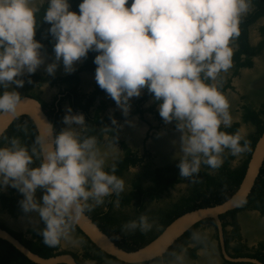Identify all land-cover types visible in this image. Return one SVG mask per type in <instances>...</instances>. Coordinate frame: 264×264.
<instances>
[{
    "label": "clouds",
    "instance_id": "obj_1",
    "mask_svg": "<svg viewBox=\"0 0 264 264\" xmlns=\"http://www.w3.org/2000/svg\"><path fill=\"white\" fill-rule=\"evenodd\" d=\"M252 3L80 0L77 12L70 9L69 0H0V112L16 113L21 95L9 84L23 86L20 77L44 63V46L34 36L40 5H46L42 21L50 23L48 32L55 41V58L45 66L48 74H55L57 61L70 73L74 62L95 51V80L125 115L130 98L146 86L159 102L164 122L175 121L181 133L180 151L175 153L180 176L193 177L202 164L217 169L226 150L233 156L248 150L241 129L226 131L233 116L221 88L222 74L233 66L240 21ZM62 120L66 127L55 131L51 142L38 138L39 147H29L19 137H5L8 142L0 144V188L18 189L22 210L38 212L45 225L39 232L49 247L71 239L72 227L86 209L126 187L115 164L106 169L109 152L98 146L97 137L81 134L87 127L84 115L66 106ZM73 124L82 127L77 130ZM46 127L50 133L54 129L51 123ZM34 160H39L38 166H33ZM38 187L44 189L40 201L35 196ZM119 203L117 199L115 205ZM151 227L146 212L122 225L129 231ZM171 255L169 264H184L183 251Z\"/></svg>",
    "mask_w": 264,
    "mask_h": 264
},
{
    "label": "flooded vegetation",
    "instance_id": "obj_2",
    "mask_svg": "<svg viewBox=\"0 0 264 264\" xmlns=\"http://www.w3.org/2000/svg\"><path fill=\"white\" fill-rule=\"evenodd\" d=\"M70 9L79 12L80 0H69ZM39 4V0H37ZM37 13L34 39L43 44L44 63L34 73H25L23 86L9 84L21 98L35 99L53 123L55 131L66 127L62 117L66 106L82 113L87 127L84 136L95 135L98 146L109 152L106 169L116 165V174L125 180V190L104 198V203L84 214L118 247L134 251L158 236L177 216L199 207H214L230 200L239 190L257 142L264 132V0H253L251 9L240 21V35L234 42L233 66L224 76L221 91L230 100L232 126L241 129L248 150L233 156L227 152L223 164L212 169L201 165L193 177L179 175L180 131L175 121L165 123L159 115V102L145 86L139 96L129 100L127 115L95 80V51L74 62L75 70L66 72L62 61L54 75L45 66L54 58L55 43L48 32L50 23L42 21L44 8ZM29 79L31 83H29ZM43 83L46 87L43 88ZM4 91L0 87V92ZM20 98V99H21ZM116 124H112V119ZM19 137L29 147L38 139L34 121L28 116L16 118L0 137ZM243 143V141L241 142ZM39 147V145H36ZM34 160L33 166H38ZM44 189L37 188L41 200ZM23 194L11 185L0 188V229L41 256L69 254L75 264H169L173 252L183 251L184 264H264V158L252 187L237 205L214 217L198 220L179 235L161 254L148 260L126 262L98 247L75 223L71 239L55 247L43 243L40 229L44 222L37 211L24 212L19 204ZM119 200V206L115 201ZM147 213L152 227L147 231L124 230L122 225ZM193 233L198 236L194 238ZM0 264H38L27 258L9 240L0 237ZM56 264H67L59 262Z\"/></svg>",
    "mask_w": 264,
    "mask_h": 264
},
{
    "label": "water",
    "instance_id": "obj_3",
    "mask_svg": "<svg viewBox=\"0 0 264 264\" xmlns=\"http://www.w3.org/2000/svg\"><path fill=\"white\" fill-rule=\"evenodd\" d=\"M30 117L37 128L38 138L46 137L47 142H51L54 137V130L51 133L46 127V123H53L48 119L46 113L42 110L41 105L33 98H21L16 113L13 115L7 112H0V137L9 128L13 121L20 116ZM264 158V132L259 138L253 157L249 163L248 171L245 178L233 197L227 202L216 205L214 207H199L177 216L172 222L153 240L134 251H126L118 247L112 240L104 234L98 226L84 213L76 224L80 229L86 233L91 240L105 252L116 256L117 258L126 262H138L148 260L156 255H161L167 247L186 229L198 220L206 217H214L217 222V214L227 208H231L241 202L249 192L253 185L259 166ZM0 237L9 240L15 245L27 258L38 264H56L64 262L67 264H75V261L69 254H61L57 256H41L29 250L9 233L0 229Z\"/></svg>",
    "mask_w": 264,
    "mask_h": 264
}]
</instances>
